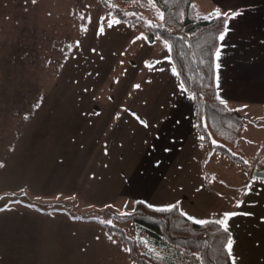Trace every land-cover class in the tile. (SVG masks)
Instances as JSON below:
<instances>
[{"label": "rangeland", "instance_id": "374dc122", "mask_svg": "<svg viewBox=\"0 0 264 264\" xmlns=\"http://www.w3.org/2000/svg\"><path fill=\"white\" fill-rule=\"evenodd\" d=\"M105 1L107 7L100 0H0V206L7 205L0 213V264H132L126 245L89 219L124 227L129 237L135 236V223L116 215L130 212L136 201L115 199L117 191L103 199L112 188L110 176L122 168L117 157L137 133L129 115L141 122L143 106L163 93L175 95L179 87L167 71L169 47L161 40L149 47L139 28L117 21L114 14L147 25L160 18L159 9L151 1ZM248 4L264 6L255 0ZM196 5L202 15L233 16L239 0H197ZM235 30L228 28L230 36ZM228 38L234 45L237 32ZM233 98L238 100V94ZM227 106L236 108L237 101ZM235 111L244 119L236 149L248 166L264 165V106ZM193 145L189 140L173 169L177 174L169 175L173 180L161 197L164 205L185 195L183 189L195 185L196 177L218 195L229 194L232 210L248 184H264L213 149L199 142V151ZM68 151L72 162L81 155L62 182V168L71 160L54 161V174L44 159ZM101 153L109 158L99 159ZM39 162L43 171L50 170L47 182L35 176ZM225 197L214 201V209L227 202ZM20 201L31 209L16 204ZM99 234L118 242V255L106 252Z\"/></svg>", "mask_w": 264, "mask_h": 264}, {"label": "crops", "instance_id": "0c3cea01", "mask_svg": "<svg viewBox=\"0 0 264 264\" xmlns=\"http://www.w3.org/2000/svg\"><path fill=\"white\" fill-rule=\"evenodd\" d=\"M255 1L258 5L264 3L262 2L263 0ZM235 13H239V15H233L229 19V23L223 33L224 40L220 39L215 55L216 93L226 103V106L234 101H237L238 107L236 108L239 109H246L248 106L253 107V105L264 106V6H250V4L246 5V0H239V8ZM229 27L230 30L234 28L237 32L238 41L234 45H232V40L230 41L228 37L231 39L236 32L234 31L233 35L231 34L230 36ZM156 40L152 44H148V46L155 45ZM168 62L170 63L169 59ZM169 63H167V71L171 73L172 83L179 87L178 92H175V95L173 93V95L163 93L158 101L156 99L143 106L141 122H137L132 115H129L132 117L129 119L133 127L136 128L137 133H133L130 141H127L128 145L123 150L121 158L117 157L118 160L121 159V161H118V165L122 166V168L121 170H115L110 176L112 188L107 193L109 195L106 194L105 196L102 194V197L105 196L102 199L108 200L109 196L117 191L118 196L115 199H126V201L130 200L132 202L139 201L155 208L177 206L188 219L194 222H216L224 218V216H221L222 213H233L235 209L239 212L242 208H245L244 214L236 216L238 212L235 211L234 215L226 220V227L230 233L229 239L233 241L231 252L229 253L227 250L230 260L232 264H264V193L258 194L256 192L257 187L264 189V184L254 182L248 184L243 194L238 197L239 206L232 210L229 207V199H231L229 194L220 192L221 194L218 195L215 191L200 183L201 181L199 182V178L196 177L197 183L195 185L191 186L189 184L187 185L188 190L183 189L185 190V195L172 199V201L164 205L161 197H166V188H169L173 180L169 178V175L172 173L177 174L173 169H175L176 162L183 159L182 153L189 140L191 146L194 142L195 145L193 147L196 150H201L199 136L194 129V104L192 98L181 88L175 71V77L173 76L172 71L174 69L172 64ZM243 78L245 79L243 80ZM235 94H238V100L233 98ZM227 107L236 110L235 107ZM84 108L87 110V107ZM101 108L98 107L99 111L102 110ZM94 112V109L91 108L90 116L96 119ZM142 128H145V132ZM69 152H67L68 154L64 152L59 155L55 152L53 155H46L44 166L52 168L54 161L73 159L74 155ZM80 155L81 152L78 153L76 158ZM104 157L105 154H99V159L101 160L109 158ZM76 158L73 162L72 160L69 161V166L67 167L62 164V167L64 165L62 168V174L64 175L62 182H65L70 175V169L75 165ZM55 163H58V161ZM34 165H37L35 176H40L41 178L45 176L44 181L47 182L50 178V170H47L48 173L42 170L43 162L35 163ZM52 170L54 172V168ZM67 173L69 175L65 177ZM222 195L226 196L227 202L223 200L221 207L216 210L214 209L216 205L214 201ZM16 204H22L30 208L27 203L22 201ZM234 204H236V201H234ZM11 205L14 204L12 203ZM6 206V204L0 206V213L7 210ZM188 207L205 208V211L201 209L185 211L186 209L184 208ZM213 211L214 213H211ZM204 214L207 216L211 214L213 219H205ZM79 221H84V219ZM99 235H101L100 239H103L106 244V252L118 255V252H120L117 246L118 242L113 241L112 237L108 238L102 234ZM52 259L55 258L52 257Z\"/></svg>", "mask_w": 264, "mask_h": 264}, {"label": "trees", "instance_id": "16d2710c", "mask_svg": "<svg viewBox=\"0 0 264 264\" xmlns=\"http://www.w3.org/2000/svg\"><path fill=\"white\" fill-rule=\"evenodd\" d=\"M139 1L145 5L151 1L159 9L160 18L143 25L140 19L128 20L118 11L114 13L116 20L139 28L148 44L156 39L167 44L179 84L192 98L194 129L200 136L202 148L213 149L252 177V170L264 165L248 166L236 149L244 119L221 103L215 88L219 37L232 14L202 15L197 9V0ZM100 2L107 7L105 0ZM116 217L121 221L131 219L136 226L135 236L129 237L124 227L99 219L89 220L126 245L132 264H232L225 248L230 233L215 221L200 224L188 219L177 206L155 208L139 201L130 212Z\"/></svg>", "mask_w": 264, "mask_h": 264}, {"label": "snow or ice", "instance_id": "6c2138e0", "mask_svg": "<svg viewBox=\"0 0 264 264\" xmlns=\"http://www.w3.org/2000/svg\"><path fill=\"white\" fill-rule=\"evenodd\" d=\"M32 2L35 3L36 0H32ZM213 15H220V13H219V12H215V13H213ZM225 15H227V14H225ZM233 15H239V13H233ZM112 23H113L112 21H109V27L112 26ZM101 31H102V29H101ZM219 38L222 40V39H223V34H221V36H220ZM137 39H141V37H137ZM149 66L151 67V65H149ZM134 87H137V88H138L139 85H135ZM221 103H224V102L221 101ZM2 166H3V165L0 164V167H2ZM237 206H239V205H237ZM169 207H174V206H169ZM232 215H234V214H233V213H225V214H224V218H223V219H219V220H217L216 223H218V224L224 226V231H227L226 220H227L228 218H230ZM195 222L200 223V224H204V223H206L205 221H195ZM232 244H233V241H232L231 239H229V240L227 241L226 245H225V248H226V250L229 251V253L231 252Z\"/></svg>", "mask_w": 264, "mask_h": 264}, {"label": "water", "instance_id": "95a60500", "mask_svg": "<svg viewBox=\"0 0 264 264\" xmlns=\"http://www.w3.org/2000/svg\"><path fill=\"white\" fill-rule=\"evenodd\" d=\"M251 176L255 179L264 180V168L261 169H253Z\"/></svg>", "mask_w": 264, "mask_h": 264}]
</instances>
